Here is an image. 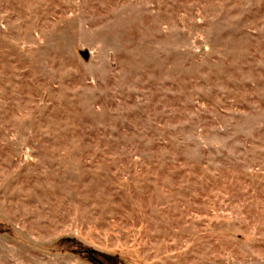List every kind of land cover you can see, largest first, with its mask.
<instances>
[{
	"label": "rangeland",
	"instance_id": "374dc122",
	"mask_svg": "<svg viewBox=\"0 0 264 264\" xmlns=\"http://www.w3.org/2000/svg\"><path fill=\"white\" fill-rule=\"evenodd\" d=\"M0 264H264V0H0Z\"/></svg>",
	"mask_w": 264,
	"mask_h": 264
},
{
	"label": "water",
	"instance_id": "95a60500",
	"mask_svg": "<svg viewBox=\"0 0 264 264\" xmlns=\"http://www.w3.org/2000/svg\"><path fill=\"white\" fill-rule=\"evenodd\" d=\"M80 54L84 59L88 58V54L86 52H81Z\"/></svg>",
	"mask_w": 264,
	"mask_h": 264
}]
</instances>
